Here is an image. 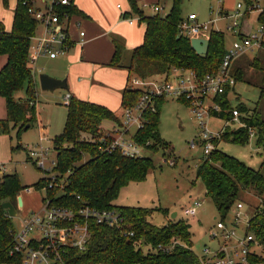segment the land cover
<instances>
[{"label":"trees","instance_id":"1","mask_svg":"<svg viewBox=\"0 0 264 264\" xmlns=\"http://www.w3.org/2000/svg\"><path fill=\"white\" fill-rule=\"evenodd\" d=\"M70 5L57 8L61 15L85 16L77 8L74 0ZM252 6L258 0H246ZM6 4L8 0H3ZM131 11L122 15L123 19L137 15L146 30L143 43L133 49L128 65H124L125 45L122 40L113 38L115 54L109 64L113 68L124 67L136 78L168 79L172 69L192 70L199 77L217 72L226 52L224 35L212 31L210 34L209 51L206 55H198L192 47L191 38L180 33L179 25L184 19L180 13L182 0H173L171 11L162 16L160 13L145 15L138 7L136 0H128ZM30 0H17L14 10L11 32H7L0 24V55L8 57L6 65L0 70V95L6 100V120H0V132L8 133L14 123L22 129L37 121V105L32 99L35 96L36 82L34 66L32 65V39L36 36L38 23L30 14ZM62 16V21H64ZM264 23V7L259 16ZM71 47L74 45L71 43ZM264 46V45H263ZM249 68L256 73L250 84L261 89L260 100L253 114L246 122V127L236 130L228 128L221 141H216V149L208 156H203L197 169L200 178L211 198L218 215L225 220L233 209L242 191L254 192L261 198V205L255 209L249 219L248 233H251L261 246L262 254L252 255L251 264H264V173L262 168L255 170L237 158L219 149V144L229 142L246 146L250 141L249 130L256 132V145L264 149V55L254 60ZM236 78H245V69L239 71ZM245 74V75H244ZM130 80V79H129ZM27 86L28 99H16L17 92ZM143 90L125 88L122 93V108L131 107L137 103ZM229 91L218 96L216 101L225 110L231 109L228 100ZM219 99V100H218ZM67 105L68 114L62 135L54 139L56 152V167L54 171L59 178H64L63 189L53 187L47 190L48 197L57 204L71 207L87 205L96 209H116L124 218L126 225L135 231L136 236L130 240L124 239L119 232L111 227L91 222L92 238L86 252L73 251L68 256L69 264H198L194 252L190 225L183 221L158 227L148 221L150 210L141 207L114 205L121 190L130 183L144 182L153 168L151 157L128 158L118 151L107 149L102 124L105 121L117 123L119 119L110 109L84 101L71 94ZM165 99L157 100L159 112H146L143 127L138 129L134 140L147 150L155 151L162 143L159 123L160 106ZM181 101L180 99L178 100ZM263 103V104H262ZM241 112L248 111L240 105ZM231 113L215 116L223 120L231 119ZM108 137H106L107 139ZM149 144V145H148ZM49 178L44 177L34 187L42 191L49 185ZM60 182H58L59 184ZM25 188L21 185L17 174H4L0 179V264L11 262L10 252L13 247L14 218L3 209L5 202L16 203L18 196ZM80 197V199H78ZM144 243V245H142ZM145 246L154 249L144 251Z\"/></svg>","mask_w":264,"mask_h":264},{"label":"rangeland","instance_id":"2","mask_svg":"<svg viewBox=\"0 0 264 264\" xmlns=\"http://www.w3.org/2000/svg\"><path fill=\"white\" fill-rule=\"evenodd\" d=\"M126 1L130 8L128 0ZM136 1L138 7L144 11L145 15L156 14L154 12V6L157 3L163 8L160 12L162 16L167 15L173 6V0ZM230 1L235 2V4L237 3V5L241 3L244 7L241 13L244 15L246 14L248 9L246 0ZM262 3L264 2H254L253 5L259 4L262 8ZM124 4V0L115 1L116 8L117 6H120V8L122 7V13L126 8ZM16 6L17 0H8L6 4L3 0H0V24H2L8 32L12 30L13 15ZM128 7L127 9H129ZM179 8L183 18H186L190 13H195L203 23L216 18L220 9L215 0H182ZM117 9L120 10L119 8ZM127 11L129 12V10ZM260 11L261 10L250 13V18H248L246 22L249 29L253 28L256 30L257 27H260V20L258 22V14ZM134 17L137 18V15ZM231 20L225 19L217 22L214 26L216 31H223L226 49L229 48L235 40H233L228 30V26L233 24V20ZM123 21L127 23L124 19ZM260 23H262V21ZM136 25V27L140 26L139 29H142L144 23L138 20ZM42 28V26H39V31H42ZM74 29L76 34L80 33V31L86 32L83 26L74 27ZM87 44L88 43L85 42L82 45L83 50L87 47ZM72 49L73 47L70 50ZM70 50L65 55L59 56L56 60H51L48 56L44 55L37 56L34 62L36 70L39 71L37 72V77H40L42 74L48 75V71H56L60 67L62 68L65 66L64 59L69 55ZM85 51L88 53V49H85ZM262 53H264V51L258 55L260 56ZM249 55L250 57H246L245 59L240 58V67L246 62H253L255 54L249 53ZM4 57H6V55H0V61ZM126 62L128 63L129 61H122L123 64H126ZM261 72L264 77V70ZM250 73H256V71H247L248 75ZM132 77H135V75L132 74L131 78ZM79 78L81 77H78V80ZM242 79L243 78H239V80ZM74 80L75 78L72 80L73 84L75 82ZM157 80L165 81L163 78H158ZM82 83H84V81H82ZM129 87H132V84H129ZM67 94L68 92L65 90H56L54 92L43 91L40 84H36L35 96H33L34 99H32V102L38 103L37 121L31 124L27 129H22L20 125L16 126L12 123L8 133L0 132V168L7 171L3 172V174L0 173V179L4 174H17L21 185L25 188L18 196L19 198L21 196L23 197L25 206L19 211L18 217H14L13 219L16 226H18L19 218L22 215L24 216L34 212L38 213L43 207L45 191L36 190L34 185L44 177L48 178L56 175L53 169V172H49L48 168L46 171L40 169L29 156L30 150L36 147L48 148L50 151L49 159L51 161H56L54 139L62 135L65 128L68 114L67 105L70 103V100L65 98ZM73 94L74 97L81 99L78 94ZM260 95L261 89L255 84L241 81L237 83L234 91L230 93V103L232 106L242 104L246 108H255L260 100ZM15 97L16 99L27 100L29 97L27 94V86L25 85L22 90L17 92ZM161 98L165 100L162 106H160L159 131L162 143H166L167 146H160L159 149L156 148V150H152V152L145 149L143 154L153 159L152 170L149 171L144 182H134L125 186L115 200L114 205L117 207L129 206L149 209L150 215H148V221L158 227H170L169 225H171V223H177L179 221L187 223L191 226L190 231L194 244L193 250L197 255H201L205 247H216L215 242L210 238V233L217 221L222 220L211 198L207 194L203 181L197 178L196 174L198 166L201 164L204 156V148L201 146L192 149L191 143L200 139L203 130L200 126V122L192 113L191 101L186 97L180 98V102L178 101L179 99L172 97H160L158 100ZM217 98L218 97H216L215 100ZM0 100V120H6L8 117L6 100L1 95ZM217 102L220 104V101ZM261 106L264 108V104ZM122 111L123 108L120 109V114L116 115L119 119L117 123L108 120L103 122L102 127L104 129V136L114 133L113 131L115 129H122ZM157 111L159 112L158 106ZM205 123L208 124L210 131L217 133L224 126L225 120L215 116H209L205 118ZM231 123L235 125L234 121ZM137 129V126H133L129 131L130 136H134ZM230 129L236 130L235 127H231ZM219 149L255 170L261 169L264 165V149L262 147H257L255 138H251L246 146L222 141L219 145ZM165 160H170L173 165L164 164L163 162ZM49 167H51L50 164ZM262 172L264 173V166ZM66 176L67 175L64 177ZM200 198L204 199V205L199 210L198 215L196 217L188 216L186 210L193 204L195 199ZM262 199H264V194ZM260 201H262L261 198L253 192L242 191L240 193L237 204L243 203L244 208L241 211V220L237 229L239 237L245 236L248 230V221L254 214L255 209L261 205ZM236 210L235 205L225 219L227 222H232L234 220V213ZM174 214L176 215L175 218H173ZM142 245H144V243ZM147 250L154 251L150 246H145L144 251L148 252ZM257 251L260 255L262 254L261 249Z\"/></svg>","mask_w":264,"mask_h":264},{"label":"built area","instance_id":"3","mask_svg":"<svg viewBox=\"0 0 264 264\" xmlns=\"http://www.w3.org/2000/svg\"><path fill=\"white\" fill-rule=\"evenodd\" d=\"M30 14L35 18L38 27L42 26L44 31L41 35H36L32 39L31 57L32 65L37 56L44 55L51 59L65 55L73 45H83L85 42V32L79 34L80 40L75 43L69 33L66 25L73 16L67 13L60 14L57 8L62 5H70V0H30ZM243 5H237V11L228 17L233 20L229 30L236 36L229 48L226 49L221 66L217 72L208 73L204 77H199L196 72L184 69H172L168 79H146L142 80L132 77L129 84L133 89H142L143 92L131 107L123 108L122 111V129H115L101 141L106 142L107 149L118 151L128 158L147 157L143 154L146 147L134 140L130 136V129L137 126L143 127L145 122L144 114L146 112L157 111V100L160 97H172L176 99L186 97L192 103V113L200 122L203 130L200 139L191 143V148H204V156L208 157L216 149V141H221L222 136L228 128L235 127L239 129L246 127L248 116L238 108L225 110L215 100L216 97L223 95L226 91L232 92L236 86V79L232 68L235 61L247 55L249 52L259 50L264 45V24L255 32L241 35L239 31V19L243 15L241 10ZM163 10L160 5L154 6V12L160 13ZM262 8L259 4L249 6L246 14L258 11ZM64 16V21H62ZM131 25L138 21V18L125 19ZM180 33L191 39H207L211 33V24L201 22L197 14H190L184 18L179 25ZM71 98L70 94L65 97ZM231 113V119H225V124L220 131L214 133L205 123V118L209 116H221ZM235 122V125L231 122ZM143 124V125H141ZM137 129V130H138ZM250 139L256 137L253 129L249 130ZM106 137H108L106 139ZM149 145V144H148ZM147 150V149H146ZM148 151V150H147ZM50 151L48 148L36 147L30 150L29 158L34 160L40 169L53 172L56 167V161L49 159ZM166 165H173L170 160L163 162ZM48 164V167H47ZM49 164L51 167H49ZM0 168V173L7 172ZM49 178V185L44 188L45 198L40 212L22 215L19 218L18 226L14 225L12 230L13 247L10 252L11 262L7 264H69L68 256L73 251L86 252L89 249L92 232L91 222L99 225H105L116 229L120 236L130 240L136 236L134 230L129 228L120 212L116 209H96L87 205L81 207L64 206L57 204L52 197H48L47 190H53V187H60L66 184L65 177L59 178L56 174ZM58 182H60L58 184ZM19 198V197H18ZM22 198V197H21ZM80 199V197H78ZM204 205V199H195L193 204L186 210L190 217H196L199 210ZM23 206L17 208V217ZM244 208L243 203L236 205L234 220L217 221L210 233V238L215 242L216 247H205L201 255H197L198 264H251L250 257L258 255V249L261 246L248 230L244 237L237 234L238 225L241 220V211ZM249 223V221H248ZM248 229V226H247Z\"/></svg>","mask_w":264,"mask_h":264},{"label":"crops","instance_id":"4","mask_svg":"<svg viewBox=\"0 0 264 264\" xmlns=\"http://www.w3.org/2000/svg\"><path fill=\"white\" fill-rule=\"evenodd\" d=\"M115 1L117 0H74V3L77 6V8L81 10L85 14V16H79L74 14L70 22L66 25V27L68 26L70 36L75 43H77L80 40L79 38L80 33L76 34L74 27H78V26L84 27V29L86 30V32L84 31L85 42L88 43L85 49H88V53L87 51H85V49L84 50L82 49V45L75 44L73 46V49L70 50L69 55L67 57L65 56L66 57L64 59L65 66H63L62 68L60 67L56 71H52V70L48 71V75L56 79H67V83L69 86V91H67L68 94L71 95L73 93H76L81 97V100L102 105L113 111L115 115H119L120 109H122V93L125 90V88L129 87V79L131 78L132 75L129 72V70H127L124 67L113 68L109 66L115 54V46L112 42V39L118 38L123 41L126 48L124 54V61L130 62L131 52L133 51V49H135L136 47L140 46L143 43L146 27L144 24L143 28L139 29L140 26L136 27L137 21L134 22L135 24L133 25H131L129 22L127 23L124 22L122 15L128 12L127 10H129L130 12L131 7L129 8L127 5V1L124 0L125 2L124 7L126 8L122 13L121 11L122 7L120 8V6H117V8L120 9L118 10L115 6ZM215 1L219 5L220 9L217 13L218 14L217 17L208 21L211 24V32L213 30L216 31L214 26L217 22L223 21L225 19L231 20V18H229L228 16L231 13L237 11V3L235 4V2H231L230 0H215ZM260 1L264 2V0H258L259 3ZM156 5H159V3H157ZM127 7L129 9H127ZM263 7H264V3H262V9ZM261 12L262 11H260V13L258 14V22ZM190 14H194V13H190ZM132 18L135 17L133 16ZM248 18H250V14H245V15L243 14L239 19V26H240L239 31L241 35H246L251 32H254L258 28L257 27L256 30L253 28L249 29V26H247L246 23ZM259 24L260 26L263 25L260 22ZM228 27H230V25ZM43 31H44L43 28L42 31L41 30L39 31V29H37L36 35L38 36L41 35ZM220 32L223 33V31ZM229 32L232 35L233 40L236 39V36L230 30ZM75 46H80V47H75ZM263 51H264V46L259 50H255L249 53L255 54V56L253 57V61H254L264 55V53H262L260 56L258 55ZM249 53L241 57V59L250 57ZM56 59H58V57L51 60H56ZM241 59L235 61L232 68L233 75L235 76L236 79V85L241 81L248 82L247 80H251L249 78L255 75V73H250L249 75L247 74V77L249 78L246 77V79L243 78L242 80L236 78L235 73H238L241 70L243 71L245 69L246 73L249 70H253V71L255 70L254 68H249L252 62H246L244 65L240 67ZM7 60L8 57L6 56L0 61V70L6 65ZM128 63L126 62V64L125 63L124 64L127 65ZM37 72L39 71H37L35 68L34 69L35 82L36 84H40L39 77H37ZM78 77L81 78H79L78 80ZM74 78H75L74 80L75 82L73 84L72 80ZM82 81H84V83H82ZM230 93L231 92H229L228 94L229 103H230ZM240 105L242 104H239L237 106L231 105V109L235 107L239 109ZM37 109H38V105H37ZM247 109L248 111L242 113H244L245 116L251 118L254 108L248 107ZM256 138L257 137H255V140Z\"/></svg>","mask_w":264,"mask_h":264},{"label":"water","instance_id":"5","mask_svg":"<svg viewBox=\"0 0 264 264\" xmlns=\"http://www.w3.org/2000/svg\"><path fill=\"white\" fill-rule=\"evenodd\" d=\"M192 47L198 55H206L209 51V39L204 38H194L191 40ZM40 86L43 91L54 92L56 90L69 91V86L67 79H56L47 74H42L39 77ZM28 125L25 129L29 128ZM23 206V199L20 197L17 199L16 203L5 202L2 207L8 212L10 218L17 217V208ZM176 215H173L175 218Z\"/></svg>","mask_w":264,"mask_h":264}]
</instances>
